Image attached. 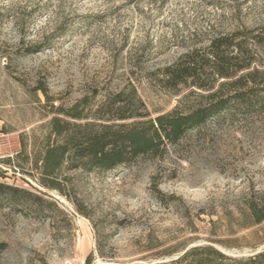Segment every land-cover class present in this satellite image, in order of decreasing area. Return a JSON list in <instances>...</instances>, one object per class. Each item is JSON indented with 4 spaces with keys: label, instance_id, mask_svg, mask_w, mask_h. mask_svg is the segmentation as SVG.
<instances>
[{
    "label": "rangeland",
    "instance_id": "374dc122",
    "mask_svg": "<svg viewBox=\"0 0 264 264\" xmlns=\"http://www.w3.org/2000/svg\"><path fill=\"white\" fill-rule=\"evenodd\" d=\"M224 36L242 43L233 54L249 62L237 77L264 78V0H0V183L32 192L17 202L0 193V264H84L91 253L92 264H133L261 230L241 229V209L248 196L264 199V107L162 159L64 168L66 197L39 185L36 170L3 162L19 163L23 141L31 167L54 107L83 97L89 119L106 95L130 87L152 118L197 103L204 91L166 87L163 69ZM203 77L212 90L224 81ZM241 249L227 252H251Z\"/></svg>",
    "mask_w": 264,
    "mask_h": 264
},
{
    "label": "trees",
    "instance_id": "16d2710c",
    "mask_svg": "<svg viewBox=\"0 0 264 264\" xmlns=\"http://www.w3.org/2000/svg\"><path fill=\"white\" fill-rule=\"evenodd\" d=\"M237 47L240 53L243 52L240 41H233L228 36L216 38L202 49L183 53L163 69L166 87L174 89L189 85L204 91L198 95L197 103L185 109L176 106L152 118L136 90L130 87L128 92L120 90L106 95L96 106L93 119H89L83 97L67 108L54 107L41 146L32 153L31 167H25L29 154L23 141L22 149L15 157L19 163H12L9 157L3 162L15 168L14 172L18 170L30 176L29 169L36 170L39 185L66 197L58 180L64 168L101 172L138 161L162 159L182 143L208 131L212 125L233 121L264 107V78L257 77L259 71H247L237 77L238 72L249 68V62L243 56L233 54ZM206 72L214 81L224 80L217 89L212 90V83H204ZM7 192L15 202L19 192L32 195L26 189L0 183V193ZM241 216V229L260 224L263 227L243 237L208 240V243L144 257L133 264H264V248L257 249L264 245V199L255 195L246 197ZM215 244L227 249H220ZM244 247L250 248L251 252L246 255L227 252ZM93 259L92 253L87 255L84 264H92Z\"/></svg>",
    "mask_w": 264,
    "mask_h": 264
}]
</instances>
